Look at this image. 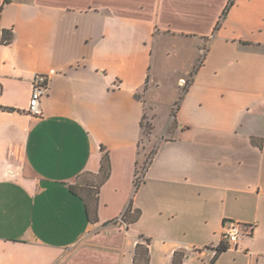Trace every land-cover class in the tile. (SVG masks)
Listing matches in <instances>:
<instances>
[{"label": "crops", "instance_id": "obj_1", "mask_svg": "<svg viewBox=\"0 0 264 264\" xmlns=\"http://www.w3.org/2000/svg\"><path fill=\"white\" fill-rule=\"evenodd\" d=\"M230 1L0 0V264H135L139 242L149 264H264V0ZM160 50L173 65L153 74ZM35 72L52 76L41 117ZM104 148L93 222L71 185ZM230 220L244 234L220 251Z\"/></svg>", "mask_w": 264, "mask_h": 264}, {"label": "trees", "instance_id": "obj_2", "mask_svg": "<svg viewBox=\"0 0 264 264\" xmlns=\"http://www.w3.org/2000/svg\"><path fill=\"white\" fill-rule=\"evenodd\" d=\"M232 4H233V0L230 1V4L228 5L226 11L230 8ZM226 11L224 12V15L226 14ZM11 38L12 36L7 34V32L4 30L2 41L10 42ZM6 109L13 110V108L11 107H6ZM143 127L145 130V133L150 132V128H151L150 123L143 122ZM103 150H104V153L102 157L100 172L98 174H87L86 173L87 175H89L88 179H84V181L80 180L76 182L75 184L71 185L72 191L80 195L85 201L88 217L93 222L98 221L99 187L101 184H103L108 179V177L110 176V172H111V161H110L109 152L105 150V148ZM146 166L147 164L145 165V167ZM83 175L84 174L80 175L78 179H81ZM91 177H94V179L92 180ZM132 210L133 209L130 206L124 212L123 216L126 221L134 222L137 220L138 214L136 213V211H132ZM227 249L228 247L224 244L219 246L220 251H224ZM182 261H183V252L176 251L174 255L173 264H182ZM134 263L135 264H149V249L147 247V244L139 242L136 245V248L134 251Z\"/></svg>", "mask_w": 264, "mask_h": 264}, {"label": "built area", "instance_id": "obj_3", "mask_svg": "<svg viewBox=\"0 0 264 264\" xmlns=\"http://www.w3.org/2000/svg\"><path fill=\"white\" fill-rule=\"evenodd\" d=\"M209 45H204L199 49V58L200 62L203 61ZM51 73H43V72H35L31 78V94L29 103L27 106V112L35 117L43 116L42 109V98L48 92L50 88L51 82ZM182 84H185V80H182ZM146 171V167H144L141 171L139 170L136 175V186H138L142 179L144 172ZM115 221L125 222L123 214L118 216ZM250 229L252 227L249 226ZM244 234L241 223L239 221L230 220L227 224V227L223 233V244L227 247L236 246L239 243L242 235Z\"/></svg>", "mask_w": 264, "mask_h": 264}, {"label": "rangeland", "instance_id": "obj_4", "mask_svg": "<svg viewBox=\"0 0 264 264\" xmlns=\"http://www.w3.org/2000/svg\"><path fill=\"white\" fill-rule=\"evenodd\" d=\"M166 48L168 49H172V43H170V41H166ZM200 61V58H199ZM198 61V62H199ZM154 62H155V66H153V74H156L157 69L160 68V71H164V68L168 67L169 65H173L171 63V60L169 61V57L165 56V54L163 52L158 51L157 54L154 56ZM179 63V62H178ZM160 64V65H158ZM179 69H177L176 71H178ZM174 70L171 69V71H165L163 72V76L165 77L163 79V83L161 85V88H158L156 90V95H155V99L157 100V104H158V108L160 111V119L158 121V127L161 129L164 127V125L166 124V121L168 120L169 117V112H170V108L173 107V103L172 101L174 100L176 94H177V86H178V77H177V73L173 72ZM185 80V84H182L183 88L186 87L187 83L189 82L190 78L187 77L184 79ZM175 112V107L172 109V114H174ZM158 114V112H156ZM150 123V132H146L147 134H152L154 132V128H155V124L152 121H149L148 119H145L144 123ZM154 153V148L151 149L148 153L147 159L149 160L152 155ZM143 169V168H142ZM140 168V171L142 170ZM89 175L84 174L82 176L81 179H78V181H84V179H88ZM91 179L93 180L94 177H91Z\"/></svg>", "mask_w": 264, "mask_h": 264}]
</instances>
